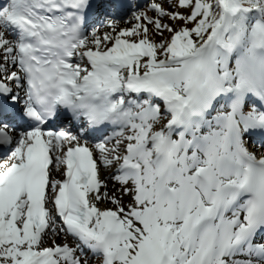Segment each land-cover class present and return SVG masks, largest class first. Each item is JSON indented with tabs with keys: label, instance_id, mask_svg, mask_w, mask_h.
Instances as JSON below:
<instances>
[{
	"label": "snow or ice",
	"instance_id": "6c2138e0",
	"mask_svg": "<svg viewBox=\"0 0 264 264\" xmlns=\"http://www.w3.org/2000/svg\"><path fill=\"white\" fill-rule=\"evenodd\" d=\"M0 264H264V0H0Z\"/></svg>",
	"mask_w": 264,
	"mask_h": 264
}]
</instances>
